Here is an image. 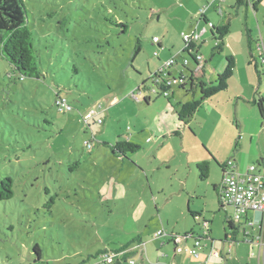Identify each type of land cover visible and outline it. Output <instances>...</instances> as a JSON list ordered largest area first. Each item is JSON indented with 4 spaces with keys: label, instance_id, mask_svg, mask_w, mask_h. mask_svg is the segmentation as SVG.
I'll use <instances>...</instances> for the list:
<instances>
[{
    "label": "rangeland",
    "instance_id": "obj_1",
    "mask_svg": "<svg viewBox=\"0 0 264 264\" xmlns=\"http://www.w3.org/2000/svg\"><path fill=\"white\" fill-rule=\"evenodd\" d=\"M234 3L23 0L40 76L21 79L0 54V180L13 181V197L0 200V264H98L105 252L119 264H170L174 254L175 264H196L187 254L195 238L198 261L213 250L207 264H223L224 221L235 210L220 206V166L231 162L244 175L264 162V119L234 94L236 85L207 99L186 124L175 107L198 99L196 90L174 84L169 101H156L137 89L144 81L150 87L171 59L173 77L196 72L182 49L200 8L209 22L231 21V40L246 34L245 7L236 16ZM215 43L209 33L197 42L207 60L205 82L236 50L233 44L217 52ZM145 95L153 96L148 107ZM57 96L66 97L70 112L57 110ZM90 110L98 116L85 123ZM159 127L164 134H156ZM178 128L180 135H172ZM120 138L139 151L113 155L110 144ZM200 162L208 164L203 180ZM235 225L242 242V226Z\"/></svg>",
    "mask_w": 264,
    "mask_h": 264
},
{
    "label": "trees",
    "instance_id": "obj_2",
    "mask_svg": "<svg viewBox=\"0 0 264 264\" xmlns=\"http://www.w3.org/2000/svg\"><path fill=\"white\" fill-rule=\"evenodd\" d=\"M257 0L254 6L259 2ZM248 0H235V7L247 6ZM204 16H201V18ZM208 22L205 20V23ZM230 32L229 22L222 26H213L212 35L215 40L214 50L217 52L222 51L223 37H225ZM194 33V32H193ZM200 40V39H199ZM198 40V41H199ZM198 41L187 43L185 38H183L184 47L182 53H187L195 64L198 66L195 56L199 54ZM160 47V46H159ZM0 54L7 61L9 66L13 71H15L19 77L22 78H39L40 72L36 64L35 50L32 44V33L27 26L25 9L23 5V0H0ZM186 59V58H185ZM187 60V59H186ZM175 61V60H174ZM176 63V61H175ZM189 63V61H188ZM206 61L200 66L198 72L189 70V75H186L183 71L179 72L178 78L171 76L168 70V75L166 78L162 77V72H156L150 77L151 86L146 87L144 81L137 91L145 90L150 94L156 96H162L169 100L171 93L170 89L172 85L176 84L180 91L188 92L187 86L189 85L190 91L196 90L199 93L198 99L182 100L177 103L175 107V112L178 120L182 124H186L188 120L193 116V114L199 109V107L213 95L226 91L228 88L229 80L231 79L234 69H235V59L231 55L225 57V67L218 73L215 79L211 82H205L201 77H198L204 71V65ZM183 68H187L184 64ZM169 79L175 80L173 83H168ZM61 97V96H57ZM150 98L144 97L142 103L146 106L149 104ZM69 103V102H68ZM258 111L261 119H264V101L262 99L251 100ZM56 108L60 112H70L59 110L58 106L55 104ZM85 118V117H84ZM85 123H88L85 122ZM172 135H180L179 129L175 130ZM111 152L113 155H120L126 158L125 155L133 154L139 151L140 146L129 139L120 138L112 144H110ZM261 161V162H260ZM257 165H264L263 159H261ZM262 163V164H261ZM225 165H221L222 175L225 172ZM196 168L199 173L200 179H205L208 176V164L207 162H200L196 164ZM12 179L9 177L1 178L0 180V200H9L13 197ZM213 189L218 191L217 187L214 185ZM220 206L223 207L220 201ZM195 215L193 214V217ZM248 218V216H247ZM247 218H243L242 221H236L242 226V230L245 225ZM225 241H234V237L239 231V227L235 225V220L232 217L225 218ZM206 237V236H205ZM200 239V238H199ZM33 252L36 255L35 260L38 261L41 258L40 248L38 245L33 247ZM106 253V252H105ZM116 260L111 264H119L120 260L115 257ZM125 261V259H124Z\"/></svg>",
    "mask_w": 264,
    "mask_h": 264
},
{
    "label": "crops",
    "instance_id": "obj_3",
    "mask_svg": "<svg viewBox=\"0 0 264 264\" xmlns=\"http://www.w3.org/2000/svg\"><path fill=\"white\" fill-rule=\"evenodd\" d=\"M256 1L257 0H248L247 6H242L245 7L244 30L246 31L245 32L246 34L243 35L242 31H240L241 34L239 38H236V40H231L229 36L230 35L229 32L225 37H223L222 40L224 47L223 50L227 48H232L233 44L236 45V50L234 52H229L226 53L225 55V57L227 55H231L235 59V69L231 79L229 80L228 88L231 89V87H233L231 85H236L237 87L235 88L236 91H234L235 92L234 94H236L238 97L242 98L247 102H251V100H255V99H262L264 101V62L260 59V52L257 48L258 43H261L263 45V56H264V0H260L254 6V3ZM215 3L216 1L211 5V8H213L214 11L218 7L215 5ZM240 9H241L240 7L236 8V14H237L236 16H238ZM248 11L249 12L253 11L254 15L252 13L248 14L249 13ZM219 13L220 14L222 13L221 9H219ZM205 20H207V18L204 16L202 18L200 17L199 20H196V22H194V32L199 31L200 28L204 26ZM227 22H229V24L231 25V21L229 19H227L226 21H224L223 19L219 23H215V21H212L211 23L215 27H218L224 25ZM207 33H209L210 37L213 38L212 29L210 28L202 37H204ZM199 51H200V46H199ZM199 54L201 55L200 52ZM204 60L207 62L205 57ZM176 63L174 65H176ZM205 66L206 64L204 65V69ZM224 66L225 65H223L222 63V66L219 67V69L217 70H221V69L223 70ZM217 70L215 71L217 74L218 72L219 73L221 72ZM204 73L205 71L199 74L198 77L202 78L204 76ZM147 97L151 99L153 96L149 95ZM158 99L169 101L168 99L162 96H156V101ZM150 101L149 104H147L145 107H148L150 105ZM178 122L179 124H182L179 120ZM176 125H177V121H176ZM178 129L180 130V128ZM157 133L164 134L165 132L161 129V127H159L156 130V134ZM167 133H169V131ZM151 134L153 135V133ZM254 134L259 135V129ZM263 145H264V134H263ZM258 166L260 167L261 165ZM259 170L262 171L261 169ZM239 175L241 177L245 176V174L244 175L239 174ZM247 216L248 219L252 221V224L250 226L248 224L244 225L245 232H243L242 230V236H243L242 242L238 241L239 239L237 237V234L234 237V241L227 242L228 246L224 248L222 250V253L220 254L223 264H264V245L261 247L257 239L258 236L261 234L264 243V232L261 224V215L258 212H249ZM200 242H201V238H200ZM212 251H209L208 252L209 254L207 255L204 254L203 259L201 261H198L201 258V255L199 253V257L195 258L197 259L196 264H207L208 260L212 256H214L211 253ZM175 258H176V254H174L173 262H171L170 264H175L176 261Z\"/></svg>",
    "mask_w": 264,
    "mask_h": 264
},
{
    "label": "built area",
    "instance_id": "obj_4",
    "mask_svg": "<svg viewBox=\"0 0 264 264\" xmlns=\"http://www.w3.org/2000/svg\"><path fill=\"white\" fill-rule=\"evenodd\" d=\"M204 9L200 8L199 13L201 16H204ZM213 24L211 22H206L203 27L200 28L199 31H196L185 37L187 43L198 41L206 32L207 30L213 29ZM257 48L260 52V59L264 62L263 56V45L261 43L257 44ZM198 66L196 67V71L198 72L200 66L204 62V58L202 55L197 54L195 56ZM188 60L184 59V64L186 65ZM175 64L174 59L169 60L162 68V77L166 78L168 75V70ZM168 83H174L175 80L169 79ZM55 104L58 106L59 110L62 111H70L71 106L68 103L66 97H58L55 101ZM96 110H90L85 115V122L93 119L94 117L98 116ZM98 123H101V119H97ZM88 147H91L89 141L85 143ZM220 199L222 204L227 206H232L235 210L233 219L235 221H242L243 218H247L249 212H258L261 215V224L263 227L264 232V171L259 170V166L251 165L247 168L245 172V176L241 177L237 174L234 170L233 164L228 162L225 165V172L223 174V180L220 185ZM249 226L252 224V221L247 218V221L244 222ZM243 232L244 229H243ZM161 232L157 233L161 235ZM187 238H192V235H189ZM258 243L261 247L264 245L263 239L261 234L258 236ZM180 239L176 238L175 243L177 244ZM194 246L187 249V254L194 258L199 257V250H201L200 239H194ZM178 248L176 247V250ZM214 254V252H211ZM116 260L115 255H111L105 253L103 258L100 260L98 264H111ZM130 264H135L134 261H131Z\"/></svg>",
    "mask_w": 264,
    "mask_h": 264
},
{
    "label": "flooded vegetation",
    "instance_id": "obj_5",
    "mask_svg": "<svg viewBox=\"0 0 264 264\" xmlns=\"http://www.w3.org/2000/svg\"><path fill=\"white\" fill-rule=\"evenodd\" d=\"M193 91H195V90H193Z\"/></svg>",
    "mask_w": 264,
    "mask_h": 264
}]
</instances>
